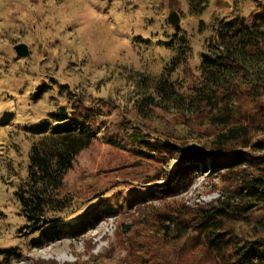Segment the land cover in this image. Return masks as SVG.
Returning <instances> with one entry per match:
<instances>
[{
    "label": "rangeland",
    "instance_id": "rangeland-1",
    "mask_svg": "<svg viewBox=\"0 0 264 264\" xmlns=\"http://www.w3.org/2000/svg\"><path fill=\"white\" fill-rule=\"evenodd\" d=\"M175 1L181 20L172 28L165 20L167 0H0V247L20 252L19 258L0 264L134 262L131 257H136V250L128 255L126 247L138 242L124 230L140 227L145 233L152 228L149 220L138 226L134 207L150 203L149 193L157 192L167 170L180 159L167 154L164 144L149 151L125 136L124 123L144 127L149 145L155 144L156 137H167L170 144L199 148L208 139L203 126L186 125L171 114L158 112L154 120H141L132 110L134 98L146 92L137 85L138 76L156 77L165 62L179 53L181 48L172 51L166 44L174 35L187 38L186 43L193 46L194 57L187 65L195 70L205 43L214 40L209 30L212 22L220 17L249 21L254 15H264V0H217L218 4L208 0L202 14L196 0L192 5L189 0ZM18 42L29 48L25 58L13 50ZM76 98L103 102L98 115L103 125L65 175L63 192L72 196L71 206L47 220L68 213V222L88 217L91 225L75 238L42 241L32 247L28 241L34 235L23 230L26 221L13 192L24 180L36 135L54 126L52 114L59 106L66 107L71 121V100ZM173 129L177 130L174 137ZM144 151L150 154H141ZM212 182L197 174L175 199L187 204L209 202L219 195L218 190H211ZM134 200L137 203L130 208ZM161 204L152 201L156 207ZM96 207L101 215L98 221L89 218L98 213ZM154 239L144 253L147 261L150 254L158 259L153 253L161 247ZM170 249L166 246L165 252ZM172 262L176 264L175 259Z\"/></svg>",
    "mask_w": 264,
    "mask_h": 264
},
{
    "label": "trees",
    "instance_id": "trees-1",
    "mask_svg": "<svg viewBox=\"0 0 264 264\" xmlns=\"http://www.w3.org/2000/svg\"><path fill=\"white\" fill-rule=\"evenodd\" d=\"M189 1L198 4L199 14L208 6V0ZM209 30L214 40L205 43L206 50L198 55L196 72L187 65L194 57L193 46L186 43L187 38L174 35L166 44L172 51L181 48L179 53L165 62L156 77L142 74L137 78V85L146 88L132 105L141 120H154L158 112L171 114L186 125L203 126L208 139L199 148L170 144L167 137H156L155 144L149 145L144 127L124 123L125 136L149 151L164 144L167 154L180 159L167 170L157 192L149 193L150 203L134 207L138 226L149 220L152 228L145 233L140 227L124 230L138 242L126 247L128 255L137 252L130 264H172L173 259L176 264H264V15H254L249 21L220 17ZM102 103L71 100L72 120L67 113L55 111L54 126L37 134L29 147L26 174L13 195L26 221L23 230L34 235L28 241L32 247L42 241L75 238L91 225L88 217L68 222V213L47 219L72 204V196L63 192L64 178L79 152L95 139V131L102 129L98 117L105 106ZM197 174L211 182L217 179L211 190H218L219 195L194 204L175 199ZM155 200L162 202L161 207L152 205ZM136 203L130 202V208ZM100 217L98 212L89 218L98 221ZM151 237L160 242L161 249L153 253L158 259L150 254L147 261L144 253L149 251ZM145 239L147 243L141 242ZM166 246L170 251L165 252ZM19 257L16 248L0 247V262Z\"/></svg>",
    "mask_w": 264,
    "mask_h": 264
},
{
    "label": "water",
    "instance_id": "water-1",
    "mask_svg": "<svg viewBox=\"0 0 264 264\" xmlns=\"http://www.w3.org/2000/svg\"><path fill=\"white\" fill-rule=\"evenodd\" d=\"M215 3L218 4V1L215 0ZM177 1L167 0V12L165 16V20L168 25L172 28H175L179 25L181 17L177 11ZM13 50L18 57L25 58L29 55V48L24 42H18L13 45ZM59 112L61 114H66V107L59 106Z\"/></svg>",
    "mask_w": 264,
    "mask_h": 264
}]
</instances>
